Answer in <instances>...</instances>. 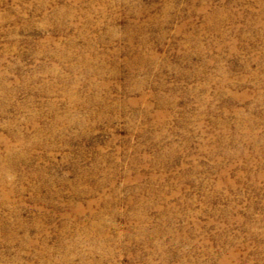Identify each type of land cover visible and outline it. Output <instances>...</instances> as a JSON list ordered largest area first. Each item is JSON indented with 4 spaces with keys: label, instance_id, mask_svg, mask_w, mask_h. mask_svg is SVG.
<instances>
[{
    "label": "rangeland",
    "instance_id": "374dc122",
    "mask_svg": "<svg viewBox=\"0 0 264 264\" xmlns=\"http://www.w3.org/2000/svg\"><path fill=\"white\" fill-rule=\"evenodd\" d=\"M0 264H264V0H0Z\"/></svg>",
    "mask_w": 264,
    "mask_h": 264
}]
</instances>
